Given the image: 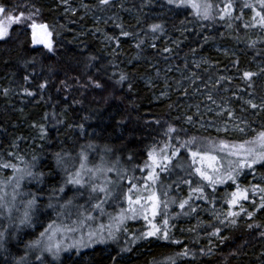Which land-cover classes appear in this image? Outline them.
Masks as SVG:
<instances>
[{
  "label": "trees",
  "instance_id": "trees-1",
  "mask_svg": "<svg viewBox=\"0 0 264 264\" xmlns=\"http://www.w3.org/2000/svg\"><path fill=\"white\" fill-rule=\"evenodd\" d=\"M210 1L212 18L203 19L166 0H111L109 5H100L99 0H0L15 15L39 10L35 19L49 26L54 42L51 52L33 45L31 30L24 24H13L9 36L0 40V163L9 162L22 171L35 163L31 170L46 174L43 184L27 176L20 180L17 193L37 194L40 211L33 215L31 226L16 231L24 211L22 201L31 196L25 199L17 194L13 200L20 175L0 167L5 171L0 174V203L7 206L0 208V230L7 228L9 233L7 251L0 250V264H16L26 254L33 261L35 253L26 244L57 219V200H52L55 208L46 207L51 189L63 184L65 176L57 166L56 153L79 164L83 152L87 163L116 164L129 179L150 172L149 152L153 151L157 159L173 157L189 170L188 175L180 168L169 175L161 169L157 172L163 178L168 175L167 182L173 184L168 192L175 198L174 216L167 226L170 239L158 234L142 244L145 238L139 237L150 226L130 222L108 244L65 255L54 264H172L171 258L175 264H264V210H255L252 201L258 207L261 194L251 191L253 185L264 187V166L255 165L250 176L241 173L237 178L241 188L249 189V200L242 203L254 215L249 219L242 213L235 225L220 224L217 216L223 218L228 211L225 201L236 185L230 181L213 189L194 176L191 152L204 151L207 143H244L264 131V27L253 22L255 13L244 5L261 9L251 0ZM229 2L231 15L221 19V10ZM152 24L162 25V31L153 32ZM151 37H157V45H151ZM215 46L233 52H218ZM195 58L197 65L192 62ZM170 66L175 69L167 70ZM245 72L253 76L245 78ZM156 73L170 84L168 98L158 102L154 100L157 91L144 83ZM186 77L194 78L196 84L206 83L212 91L228 90L227 100L247 124L245 134L221 135L188 126L185 113L193 119L207 118L193 116V107L188 108L194 103L192 88L173 86ZM211 81L215 84L209 85ZM250 99L261 107L246 105ZM185 181H191V186ZM197 185L208 199L195 200L193 195L190 204L196 211L190 212L187 206L180 209L179 202L188 199L191 187ZM75 192L76 188L66 186V195L57 194L64 196L59 203ZM84 197L80 196V202ZM207 207L216 210L214 217L200 212ZM7 208H11V220ZM161 221L157 216L156 225L163 229ZM213 226L220 227V235L227 239L212 236ZM185 249L188 256L177 255Z\"/></svg>",
  "mask_w": 264,
  "mask_h": 264
},
{
  "label": "snow or ice",
  "instance_id": "snow-or-ice-1",
  "mask_svg": "<svg viewBox=\"0 0 264 264\" xmlns=\"http://www.w3.org/2000/svg\"><path fill=\"white\" fill-rule=\"evenodd\" d=\"M67 3V0H64ZM168 5H175L176 7L182 6H191L193 9L196 10V15L202 17L203 19H210L212 18V8L213 5L208 2V0H203V2H198V0H166ZM111 0H99L100 5H109ZM256 3L260 6L261 11H257L255 6L252 4H245V7L252 8L255 15L253 16V22L258 23L260 27H264V0H256ZM87 7V5H85ZM232 10L231 2L224 4L223 9L221 10L223 15H221V19H224L225 16H230ZM39 10L36 12H31L28 15H25L21 12L19 15L13 14V11L8 9L5 5L0 4V40H4L9 36V28L13 24H24L27 28L31 30V43L33 45H43L45 49L49 52L54 50V42H53V33L49 29V26L45 23H38L35 19V15ZM257 17L259 18L257 20ZM248 27V25H245ZM151 30L156 32L158 30L162 31V25L160 24H152ZM122 35L128 36V32H122ZM109 39H112L109 37ZM167 51V49H165ZM245 78L250 79L253 76L251 72L244 73ZM125 77L121 75L120 80L123 81ZM96 87H101L99 83L95 85ZM44 87V85H41ZM31 95V93H29ZM211 99V97H209ZM252 108H257L258 105L248 102ZM190 119V118H189ZM243 131V129H240ZM175 129L169 128V132H173ZM191 143V142H189ZM219 149V151H226L228 156L235 157L234 160H230L228 162V167L221 172L220 168H217L213 165L216 161L217 157L210 155L208 151H193L191 152V156L193 157L192 163L193 165L196 164V158L199 157L201 164L205 160L209 161L208 168L212 170L211 174L207 171V169H203L202 167H196L195 172L201 177V179L207 181L209 186H212L215 189L217 184H223L226 181H232L234 185H236L235 191L230 193V196L226 199V203L228 205V211L223 214V218L221 216H217L220 224H232L235 225L237 220L236 218L239 217L242 213L246 214L249 219H251L254 215V212L248 211L247 208L244 207L243 201L249 200V189L248 188H241L236 182L238 176L242 173L244 169H253L255 165L261 164L264 166V131H261L257 134V136L250 141H245L239 145H229L224 141H221L218 146H215ZM173 155H176L173 152ZM56 163L57 166L60 167L64 173V180L63 184H60L58 187H53L51 189V193L49 195V202L47 203L46 207L48 208H55L56 205L52 203L53 199H56L59 204L60 210H65L68 206L73 205V200L76 196H85L87 195L88 202L96 200L95 204L92 205L94 209L102 210V204L105 203L110 197H112L113 192L107 185L111 184L110 180L105 179L103 185L96 184L94 182V178L97 176V173H102L105 171H111V168H102L100 166H94L93 168L87 167V160L88 157L85 153L80 154V163L79 167L75 168L73 164L70 163V158L66 159L64 155L61 153H56ZM149 159L152 161V165L149 166L152 168V171L149 172L148 179L151 180L153 183L156 182L158 178V174L155 173V167H161V165L157 161V157L153 152H149ZM164 160H168L170 162V158L165 156L163 157ZM36 158L33 157V161ZM0 167L3 168H12L16 172H20L21 170L17 168L16 165L11 164L9 162L0 163ZM35 167V163L28 165L23 171L22 175L16 178V184L13 189V200H15L17 194V189L20 187V180L24 179L25 176L30 177L31 180H34L37 184H43L45 182L44 177L45 173L43 172H33L31 169ZM161 170H164L161 167ZM87 177V179H85ZM191 186V181H185ZM71 185L76 188V192L74 193L73 197L67 198L64 200L63 203H59L60 200L64 199L63 195L58 196L57 194H65L66 186ZM147 187V186H146ZM136 188V185H131L129 191ZM253 195L256 193H260L259 197V205L256 206V201L253 200L252 204L256 211L264 210V187H261L259 184L253 185L251 188ZM103 193L104 199L101 200L99 198V194ZM21 195H30L31 198L22 201L24 204V211L23 215L19 218L18 224H16V231H19L21 226H31L33 223V215L40 211V207L38 204L39 196L35 193H23ZM193 195L196 196V199H203L207 200L208 197L204 193V188L197 185L196 187H191V191L189 193L188 199L182 200L179 202V208L185 209L187 206L190 212H195L196 208L190 204V201L193 198ZM3 198L0 197V200ZM128 212L132 214V218H135L137 215H143L145 220H148L150 230L142 233L141 237L139 238H146V237H157L158 234L159 238L164 240H169L170 235L167 230L168 220L164 219L163 225L164 228L158 227L155 223H152L149 220V212L151 216L155 218L158 214V208L160 207V200L157 194L153 191L147 197H141L139 195L136 196L135 200H133L132 196H128ZM142 200L144 201L142 203ZM150 205V206H149ZM5 204L0 203V208H6ZM77 207V214L78 216H82L83 212L80 211L83 209V205H78ZM164 207H167V202H164ZM234 208H238V211H233ZM8 211V219L11 220V208H7ZM85 211H87L85 209ZM188 215V212L184 213ZM91 219L90 216L87 217ZM124 217H121V220ZM214 227V231L211 233L212 236L217 237L221 240H226L227 237H222L220 235L221 228ZM249 228L253 227V225L249 224ZM259 227V225H256ZM77 229L74 227H65L63 229L64 232H75ZM57 232H61L59 227H55L53 224H49L44 231L39 233V237L35 240L30 241L26 244V249L31 250L35 253L34 260L29 262L27 260V254L25 256H21L19 260L16 261V264H54V261L58 260L60 257V253L62 251H66L67 249L63 246L61 241H56L54 238ZM14 235V234H13ZM264 236V232L261 233ZM109 236L115 239L112 236V233H109ZM8 229L5 228L4 230H0V250L7 251L6 244L8 243ZM104 237L99 234L98 232H88L87 239L83 236L77 241H74L72 244L68 245L67 248H80V247H88L93 243H104ZM173 243H180L179 241L173 240ZM128 249H125L127 251ZM47 253L48 255H45ZM178 256H188L189 252L185 249L183 252L177 254ZM49 256L51 259H49ZM172 264H175V259L171 258Z\"/></svg>",
  "mask_w": 264,
  "mask_h": 264
},
{
  "label": "rangeland",
  "instance_id": "rangeland-1",
  "mask_svg": "<svg viewBox=\"0 0 264 264\" xmlns=\"http://www.w3.org/2000/svg\"><path fill=\"white\" fill-rule=\"evenodd\" d=\"M249 1L250 0H246V2L248 3ZM251 1L253 4H255L260 8V6L256 3V0H251ZM198 2L202 3L203 0H198ZM208 2L211 3L210 0H208ZM182 7L188 8L196 14V10L193 9L190 5L182 6ZM213 9L214 8H212V15H213ZM101 20L103 21L102 18L100 19V21ZM157 41H158L157 37H151V45L153 46L157 45ZM35 46L43 47V45H35ZM214 49L217 50L218 52H224V53L233 52L232 50L230 49L228 50L226 47H221V46H215ZM192 62L195 65H197L199 61L197 58H195L192 60ZM173 69H175L174 66L167 67V70H173ZM183 73H184L183 71L177 72V74H179L180 76H182ZM144 83L148 87H151L157 91L154 96L155 102L165 100L168 98V92H169L168 85L170 84L168 80L163 78V76L156 73L155 76L145 79ZM213 83L214 82L211 81L208 84L212 85ZM173 86L174 87L178 86L183 90H188L189 88H192L191 93L194 94V103L193 105H189L188 108L193 107V109L191 110L193 116H198L200 118H207L202 120L193 119L192 117H190L191 115L189 116L188 113H185L184 122L192 129H196L202 132L213 131L215 134H221V135L245 134L247 130V124L244 120H242L241 116L234 111V107L227 100V98L230 96V92L228 90L218 91L219 88H216L215 91H212L207 87L206 83L196 84V80L194 78L192 79L191 77H186L182 81H177V83L173 84ZM209 97H211V99H209ZM249 101H251V103L258 105V108L261 107V104H259L255 99H250ZM248 102H246V105H250ZM240 129H243V131H241ZM228 144L239 145L242 143H228ZM218 145L219 143H207L204 151H208L210 155L217 157L216 161L211 163H213L215 167L220 168L221 172H223L224 169L228 167V162L230 160H234L235 157L228 156L226 151H219V149L215 147ZM163 157L157 159L161 167L164 168V170L162 171L168 172L169 175L173 171H176V169L180 168L183 174L188 175V171H189L188 167L183 162H174L173 157L167 156L170 158V162H169L168 160H164ZM196 160H197L196 164L193 165V169H194L193 171L195 173V175L194 174L193 175L198 179H200L204 184H208L207 181L201 179V177L195 172V168L202 167L203 169H207L209 174H211L212 170L208 168V164L210 162L205 160L203 164H201L199 157H197ZM73 165L75 166V168L79 167V164H73ZM94 166H100L105 169L107 168L112 169L111 171L97 173V176L94 178V182L96 184L103 185L105 179L110 180L111 184L107 186L110 189H112L113 195L105 203L102 204V210L94 209L92 207V205L98 201L93 200L91 202H88V199H85L84 197L85 199L84 202H80V196H76V198L73 200V205L68 206V208L65 210H60L58 212V217L55 221H52L44 225V227L41 229L40 232L44 231V229L47 228L49 224H53L54 228L59 227L61 229V232L56 233L54 239L56 241H61L63 246L67 250L62 251L60 253L59 259L65 255L71 257L75 253L78 254L82 251L90 250L93 247L108 244L111 240H114L112 237L109 236V233L111 232L112 236H114L116 239L120 235L122 228L130 222L135 224H138L140 222H145V224L149 226L148 220H145L143 215H137L135 218H132V214L127 211L129 207L128 199H127L128 196H132L133 200H135L137 195L141 197H147L153 191L157 194L161 203H160V207L158 208V214L155 216V218L151 216L150 212L148 214L149 220H151L152 223L156 224L157 216H161L162 217L161 224H163L164 219H167L169 224L171 217L174 216V214L171 212V208L174 205L175 198L168 194V192L171 191L173 184L171 182L170 183L167 182L168 175H166L165 178H163L162 176H160V174L157 173L158 171H160L161 167H155V173L158 174V178L156 182L153 183L151 180L148 179L149 172L146 173V175H142V176L133 175L129 179H126L125 175L123 177L124 171L126 170L124 169L117 170L116 164L113 163L110 164L109 162L106 163L100 162L94 164L87 163V167L89 168H93ZM150 171H152V168L150 169ZM20 172H18L19 173L18 175H22V172L21 174ZM242 173L244 174V177H248L252 173V169H244ZM0 174L4 175L5 171L0 169ZM85 179H87V177H85ZM125 182L126 185H130V184L136 185V188L132 189V191H129L131 185L125 187L124 186ZM229 182L230 181H226L223 184H217V185L218 186L225 185L226 183ZM123 187H125L124 190L121 189ZM73 188L75 189V187ZM120 189L122 193L121 195H120ZM27 197L28 195H25L24 198L26 199ZM99 198L101 200L104 199L103 193L99 194ZM209 198L214 199V196L211 195ZM194 199L199 200L196 199L195 195H194ZM143 202L144 201L142 200V203ZM164 202H167L166 208L164 207ZM78 205L84 206L83 209L80 210L83 212L82 216H78L77 214L76 206ZM85 209L87 211H85ZM200 212H202L203 214H207L208 217L210 218L215 216L216 210L207 207L204 210H201ZM88 216H90L91 219H88L87 218ZM122 216L124 218L121 220ZM65 227H74L77 230L75 232H64L63 229ZM90 231L98 232L99 234H101L104 237L105 242L93 243L88 247H80L78 249L67 248L68 245L72 244L74 241L79 240L81 236L87 239V234ZM149 240H150L149 237L145 238L144 241H142V244L148 243ZM138 247H139L138 249L140 250L141 246L138 245ZM45 255L48 254L45 253Z\"/></svg>",
  "mask_w": 264,
  "mask_h": 264
}]
</instances>
